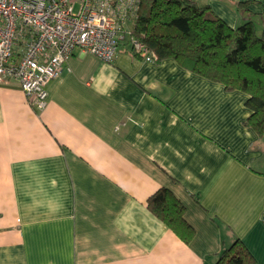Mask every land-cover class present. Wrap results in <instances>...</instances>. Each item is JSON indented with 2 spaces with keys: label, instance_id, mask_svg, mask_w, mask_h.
Returning <instances> with one entry per match:
<instances>
[{
  "label": "crops",
  "instance_id": "0c3cea01",
  "mask_svg": "<svg viewBox=\"0 0 264 264\" xmlns=\"http://www.w3.org/2000/svg\"><path fill=\"white\" fill-rule=\"evenodd\" d=\"M195 1L264 27V0ZM117 51L74 49L42 110L0 82V264H214L235 240L264 264V121L252 127L248 96L127 40ZM159 188L184 205L190 242L148 209Z\"/></svg>",
  "mask_w": 264,
  "mask_h": 264
},
{
  "label": "trees",
  "instance_id": "16d2710c",
  "mask_svg": "<svg viewBox=\"0 0 264 264\" xmlns=\"http://www.w3.org/2000/svg\"><path fill=\"white\" fill-rule=\"evenodd\" d=\"M249 4L238 2L237 6L246 9ZM131 36L148 50L154 62L174 60L184 70L221 84L225 91L245 93V105L251 110L248 120L258 132L262 131L264 29L258 36L253 21L248 19L233 29L195 0H140ZM125 40L134 56L139 57L130 38ZM146 204L179 239L191 241L194 232L184 218V205L172 192L159 188ZM215 261L214 264H254L239 240L221 250Z\"/></svg>",
  "mask_w": 264,
  "mask_h": 264
},
{
  "label": "built area",
  "instance_id": "2783aa9c",
  "mask_svg": "<svg viewBox=\"0 0 264 264\" xmlns=\"http://www.w3.org/2000/svg\"><path fill=\"white\" fill-rule=\"evenodd\" d=\"M139 5L140 0H0V82L15 80L27 101L42 110L47 83L58 78L76 48L111 63L119 44L130 38L135 53L153 63L126 28Z\"/></svg>",
  "mask_w": 264,
  "mask_h": 264
},
{
  "label": "rangeland",
  "instance_id": "374dc122",
  "mask_svg": "<svg viewBox=\"0 0 264 264\" xmlns=\"http://www.w3.org/2000/svg\"><path fill=\"white\" fill-rule=\"evenodd\" d=\"M264 27H262L260 25V22L259 21H255L254 22V30H255V33L259 36L261 34V32L263 31ZM140 58V57H138Z\"/></svg>",
  "mask_w": 264,
  "mask_h": 264
}]
</instances>
